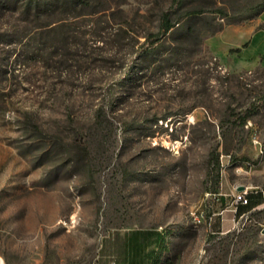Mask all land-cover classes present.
I'll return each mask as SVG.
<instances>
[{
  "label": "rangeland",
  "instance_id": "374dc122",
  "mask_svg": "<svg viewBox=\"0 0 264 264\" xmlns=\"http://www.w3.org/2000/svg\"><path fill=\"white\" fill-rule=\"evenodd\" d=\"M172 1L0 0L1 264H264V0Z\"/></svg>",
  "mask_w": 264,
  "mask_h": 264
},
{
  "label": "trees",
  "instance_id": "16d2710c",
  "mask_svg": "<svg viewBox=\"0 0 264 264\" xmlns=\"http://www.w3.org/2000/svg\"><path fill=\"white\" fill-rule=\"evenodd\" d=\"M33 2H36V5H40V0H31ZM85 0H55V4H62L66 5L71 2L77 3V2H84ZM184 0H173L171 7L166 10L161 17L159 28L156 32H151L149 33L144 41L140 44L139 46V51L141 54H148L151 53L152 50L156 47L155 45L161 40L174 26V22L172 19V12L174 11V8L178 10L179 7L182 6ZM249 42L244 43L243 47L247 46ZM241 47H237L232 49L233 51H240ZM218 161V160H217ZM253 193H247L249 202L245 205H248L252 199ZM254 198V197H253ZM255 199L257 202L252 205V207H255L261 203L263 200L261 195H255ZM253 199V200H255ZM252 202V201H251ZM239 212V206L237 208L236 214ZM138 240L135 241L134 245L135 248H138L140 244L137 242ZM155 243H156V248L157 249H166V235L164 232L157 231L155 233Z\"/></svg>",
  "mask_w": 264,
  "mask_h": 264
},
{
  "label": "built area",
  "instance_id": "2783aa9c",
  "mask_svg": "<svg viewBox=\"0 0 264 264\" xmlns=\"http://www.w3.org/2000/svg\"><path fill=\"white\" fill-rule=\"evenodd\" d=\"M248 191L247 190H237L236 193H234V197H235V212L237 211V208L240 204H247L249 202L248 196H247ZM219 199V198H218ZM204 212L196 213L195 212V219L200 221V217L203 216Z\"/></svg>",
  "mask_w": 264,
  "mask_h": 264
},
{
  "label": "crops",
  "instance_id": "0c3cea01",
  "mask_svg": "<svg viewBox=\"0 0 264 264\" xmlns=\"http://www.w3.org/2000/svg\"><path fill=\"white\" fill-rule=\"evenodd\" d=\"M263 29H264V28H260L257 32H258V33H259V32H262ZM246 31H247L246 29L241 30V31L239 32V36L242 35V34H245ZM257 32L254 33V35H253V37H252V41L254 40L255 36L257 35ZM245 36H246V34H245ZM223 200L226 201V197L223 198ZM252 200H253V197H252L251 201H252ZM251 201H250V203H249L248 205L240 204V205H239V212H238L237 214H239V215L241 216L242 214H244V213H246V212L252 210L254 207H251V208L248 207V206L252 203ZM255 207H256V206H255ZM235 216H236V215H235Z\"/></svg>",
  "mask_w": 264,
  "mask_h": 264
},
{
  "label": "water",
  "instance_id": "95a60500",
  "mask_svg": "<svg viewBox=\"0 0 264 264\" xmlns=\"http://www.w3.org/2000/svg\"><path fill=\"white\" fill-rule=\"evenodd\" d=\"M244 189H245V186H243V185H241V186L238 187V190H240V191H242Z\"/></svg>",
  "mask_w": 264,
  "mask_h": 264
},
{
  "label": "bare ground",
  "instance_id": "6f19581e",
  "mask_svg": "<svg viewBox=\"0 0 264 264\" xmlns=\"http://www.w3.org/2000/svg\"><path fill=\"white\" fill-rule=\"evenodd\" d=\"M0 264H1V262H0Z\"/></svg>",
  "mask_w": 264,
  "mask_h": 264
}]
</instances>
